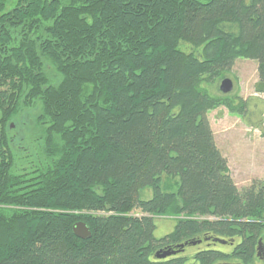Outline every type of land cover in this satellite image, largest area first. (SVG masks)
<instances>
[{
    "label": "trees",
    "instance_id": "obj_1",
    "mask_svg": "<svg viewBox=\"0 0 264 264\" xmlns=\"http://www.w3.org/2000/svg\"><path fill=\"white\" fill-rule=\"evenodd\" d=\"M237 59L264 96V0H0V264H253L264 184L237 189L207 119L248 112L218 89Z\"/></svg>",
    "mask_w": 264,
    "mask_h": 264
},
{
    "label": "rangeland",
    "instance_id": "obj_2",
    "mask_svg": "<svg viewBox=\"0 0 264 264\" xmlns=\"http://www.w3.org/2000/svg\"><path fill=\"white\" fill-rule=\"evenodd\" d=\"M257 68L256 61L237 59L226 76L234 86L229 93L231 99L238 97L247 102V113L243 116L232 114L224 107L207 113V119L214 134L215 145L226 159L230 177L238 190L254 183L264 184V96L257 92ZM46 73L53 83H57V74L51 66H46ZM212 94L218 95L213 88ZM37 114L38 108L36 107L24 110L20 118L11 124L12 132L10 135L15 138L14 151L19 153V158L25 154H34L32 145H28L26 139L33 128V119ZM150 197V190H145L142 193V198L148 199ZM137 213L135 212V214ZM154 224L156 226L154 237L160 239L174 230L176 219L166 216L154 217ZM206 248L223 251H230L231 249L225 244L210 243L207 245V243L202 242L185 247L183 252L178 255L191 259L196 252ZM258 253L260 257H257L253 264H264V251H258Z\"/></svg>",
    "mask_w": 264,
    "mask_h": 264
},
{
    "label": "water",
    "instance_id": "obj_3",
    "mask_svg": "<svg viewBox=\"0 0 264 264\" xmlns=\"http://www.w3.org/2000/svg\"><path fill=\"white\" fill-rule=\"evenodd\" d=\"M233 83L230 79H223L220 84H219V92L221 94H224V95H227L229 93H231V91L233 90ZM72 232L73 234L78 237L79 239H82V240H86V239H89L91 234H90V231L89 229L85 226L84 223H76L73 228H72ZM198 243H201L200 241H198L197 243H191L192 246L198 244ZM214 243H219V244H222L224 245L225 242L224 241H221V240H218V239H215L214 240ZM183 245H181V249H183ZM259 251H260V248H259ZM176 254V251H173L171 253H165V254H162V255H159L157 254V258L158 259H163V258H166V257H169L171 255H175Z\"/></svg>",
    "mask_w": 264,
    "mask_h": 264
},
{
    "label": "flooded vegetation",
    "instance_id": "obj_4",
    "mask_svg": "<svg viewBox=\"0 0 264 264\" xmlns=\"http://www.w3.org/2000/svg\"><path fill=\"white\" fill-rule=\"evenodd\" d=\"M258 248H260V251H264V242L262 243V245H260V247L258 246ZM257 257H260V254L258 253V249H257Z\"/></svg>",
    "mask_w": 264,
    "mask_h": 264
}]
</instances>
